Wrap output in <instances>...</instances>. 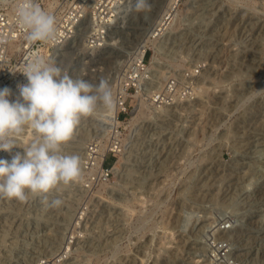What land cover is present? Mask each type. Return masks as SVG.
Returning a JSON list of instances; mask_svg holds the SVG:
<instances>
[{
	"label": "rangeland",
	"instance_id": "1",
	"mask_svg": "<svg viewBox=\"0 0 264 264\" xmlns=\"http://www.w3.org/2000/svg\"><path fill=\"white\" fill-rule=\"evenodd\" d=\"M185 1L169 28L175 40L151 65L160 82L189 73L190 94L163 107L146 103L147 116L131 123L132 111L119 119L128 144L101 187L61 184L46 194L49 203L62 199L56 209L44 196L0 198V264L63 253L59 264H193L201 243L181 240L227 219L240 250L264 255V138L256 129L264 130V0H181L179 8ZM112 41L86 65L61 68L93 84L104 78L112 90L137 40ZM139 101L129 102L136 109ZM97 113L81 119L64 154L80 157ZM24 136L17 150L37 138L30 128Z\"/></svg>",
	"mask_w": 264,
	"mask_h": 264
},
{
	"label": "built area",
	"instance_id": "2",
	"mask_svg": "<svg viewBox=\"0 0 264 264\" xmlns=\"http://www.w3.org/2000/svg\"><path fill=\"white\" fill-rule=\"evenodd\" d=\"M180 1L167 3L156 22L145 27L143 41L140 37L128 54L129 59L124 64L118 84L112 89L115 115L103 109L98 111L93 136L84 142L80 154V181L84 189L106 184L116 158L126 148L128 143L123 135L126 122L119 123V119L125 121L134 109L129 101L136 102L139 98L152 108L156 105L163 107L174 102L175 98L190 94L186 85L189 73L167 75L160 82L151 65L153 55L165 50L169 39L175 40L170 38L173 34L168 31ZM18 2L0 0V89L8 87L12 90L10 100L19 95L17 85L27 83L21 72L28 61L39 57L54 61L60 67L66 61L77 66L86 65L92 57H100L111 48L110 41L117 38L114 35L118 30L124 29L123 19L137 4V0H37L44 10L55 16L57 36L54 41L28 42L16 23L14 9ZM27 131L25 128L23 134L16 138L17 144ZM108 156L113 158L109 165L106 162ZM0 159L9 160L10 154L0 151ZM235 228L236 225L227 219L200 231L198 264H264V255L250 256L248 251L239 249L242 245L240 240L231 234ZM63 254L52 258L38 255L24 264H59L66 257Z\"/></svg>",
	"mask_w": 264,
	"mask_h": 264
},
{
	"label": "clouds",
	"instance_id": "3",
	"mask_svg": "<svg viewBox=\"0 0 264 264\" xmlns=\"http://www.w3.org/2000/svg\"><path fill=\"white\" fill-rule=\"evenodd\" d=\"M148 0H137L136 11L150 10ZM16 23L28 42L54 41L57 22L37 0H19L14 9ZM27 80L18 84L19 95L10 100L12 90L0 89V151L11 154V160L0 159V198L24 202L29 195L44 196V203L59 208L63 201L48 202L47 195L59 185H70L82 177L78 155L64 154L82 118L94 116L100 109L110 111L115 104L108 81L98 84L73 78L54 61L34 58L21 72ZM30 128L36 139L23 154L12 150L16 138Z\"/></svg>",
	"mask_w": 264,
	"mask_h": 264
},
{
	"label": "bare ground",
	"instance_id": "4",
	"mask_svg": "<svg viewBox=\"0 0 264 264\" xmlns=\"http://www.w3.org/2000/svg\"><path fill=\"white\" fill-rule=\"evenodd\" d=\"M169 2V1H168ZM167 2V3H168ZM148 3L150 4V10H147V11H136V8L131 10L130 13L125 16V18L123 19V26H124V29H120L117 31V34L114 35V37H117L116 39H123V40H128L130 38H133L135 40H140V37L143 41V31L146 29L145 27H147V25H151L152 23H155L156 20L159 18L160 14L162 13L161 11H163V9L166 8V0H148ZM166 3V4H165ZM165 4V5H164ZM182 7L181 8H178L177 10H175L174 12V17L176 15V20H178V17L179 15L181 14V12H183V10L186 9V1L182 3ZM164 6V7H163ZM175 21H174V24H175ZM144 24H146V26H144ZM176 26V25H175ZM175 26H172L171 28H175ZM169 32V31H168ZM199 38V37H198ZM197 38V39H198ZM179 39V38H178ZM111 43L113 42L112 40L110 41ZM155 48V47H154ZM216 55V54H215ZM201 88V87H200ZM191 90V89H190ZM192 91V90H191ZM197 92V91H196ZM190 93V92H189ZM145 109H148V105L146 104V102L144 101H139V105L137 106L136 109H133L132 112H131V117L129 119V123L133 122L134 120H138V118L140 116H147V112H145ZM109 113H116V109L115 108H112ZM120 123V122H119ZM93 124V123H92ZM258 129L259 131L257 132L258 134H261L260 137L261 138H264V130H262L261 128H256ZM32 133V132H31ZM34 133V132H33ZM25 135V134H24ZM23 135V136H24ZM30 135V134H29ZM33 135V134H32ZM34 136V135H33ZM255 136V135H254ZM25 137V136H24ZM36 138V136H35ZM22 139V138H21ZM33 141V140H32ZM31 141V142H32ZM252 142L250 141H247V145L248 144H256V145H260L261 143L259 142V140H251ZM31 142H27L25 144H22L21 146H27L29 143ZM13 152H20L23 154L24 152V149H19L18 150L16 149V151H13ZM253 152H257V150L253 151ZM259 152V151H258ZM256 154V153H255ZM117 164H118V160L116 161L115 165L113 166V169L117 167ZM241 177V176H240ZM231 178H236V177H231ZM237 179V178H236ZM233 180V179H232ZM233 182V181H232ZM231 184H234V183H237L236 181L233 182ZM230 185V184H229ZM108 187V186H107ZM111 187V186H109ZM232 189V188H231ZM262 193H264V189H262L261 191ZM130 199V198H129ZM183 213V212H182ZM258 214V213H257ZM264 214V213H262ZM186 219V218H185ZM262 221V220H261ZM8 222V221H7ZM11 222V221H10ZM43 222V221H42ZM11 225V223H10ZM20 225V223H19ZM204 227V225H202ZM253 227V226H251ZM257 228V227H255ZM200 229V228H199ZM203 229H201L202 231ZM257 230V229H256ZM255 229H254V233H255ZM260 233V232H259ZM188 234V233H187ZM193 234V233H192ZM200 235V233L198 232H195L193 235H194V238H191L189 240H186V239H183L181 241H187V242H192V243H195V244H200L201 243V239H199L197 236ZM189 235V234H188ZM192 235V237H193ZM190 236V235H189ZM253 236V235H252ZM187 237V236H186ZM259 237V236H258ZM256 238V235L251 237L250 240H252V244L254 243V240ZM257 240V239H256ZM257 241H260L259 243L257 242V245L259 247L258 250L262 253H264V235L260 236V238H258ZM248 243V242H247ZM246 243V244H247ZM195 248V247H193ZM201 248V247H200ZM199 249V248H196V250ZM256 254V252H255ZM31 258H29L30 260ZM28 260V261H29ZM31 261V260H30ZM29 261V262H30ZM191 263L192 262H199V260H196V259H193L190 261ZM193 263V264H194Z\"/></svg>",
	"mask_w": 264,
	"mask_h": 264
}]
</instances>
